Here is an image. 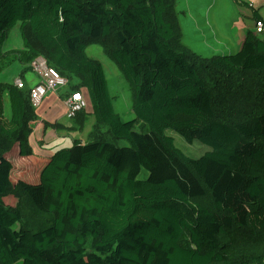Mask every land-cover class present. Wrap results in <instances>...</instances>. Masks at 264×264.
Listing matches in <instances>:
<instances>
[{
  "label": "trees",
  "instance_id": "1",
  "mask_svg": "<svg viewBox=\"0 0 264 264\" xmlns=\"http://www.w3.org/2000/svg\"><path fill=\"white\" fill-rule=\"evenodd\" d=\"M18 23L24 47L6 50ZM182 39L175 0H0V70L20 62L25 82L0 81V264H264V39L248 30L211 56ZM91 44L128 80L134 119L115 110ZM38 57L96 116L88 141L50 156L30 143L24 73ZM168 128L212 149L191 157Z\"/></svg>",
  "mask_w": 264,
  "mask_h": 264
},
{
  "label": "rangeland",
  "instance_id": "2",
  "mask_svg": "<svg viewBox=\"0 0 264 264\" xmlns=\"http://www.w3.org/2000/svg\"><path fill=\"white\" fill-rule=\"evenodd\" d=\"M177 4V11L179 14V21L182 28L183 39L182 42L192 48L199 54L204 56H211L215 52L220 51L226 43L223 33L229 34L230 26L234 23L236 26H255L254 8L250 7L245 2L253 1L257 9L261 11L264 16V0H175ZM234 21V22H233ZM256 32V31H255ZM259 37L264 39V32L257 33ZM24 47V41L21 35L20 23L10 29L5 43V49H21ZM88 55L98 59L104 66L107 76L109 90L113 96V103L115 110L119 112L124 120L134 119L135 113L133 112V97L132 91L128 80L123 75L117 64L105 54L103 48L98 44H92L87 48ZM23 65L20 62H14L7 68L0 70V81L14 82L15 78L21 75ZM26 79L30 84L40 81V76L33 69L25 72ZM70 84L60 86L57 90V95L64 94L69 91ZM5 115L11 117L12 108L11 101L8 93H5ZM38 109V110H37ZM38 115L47 113L49 108L46 104L42 103L36 106ZM46 111V112H45ZM39 118H41L39 116ZM68 120H73L68 119ZM137 131H147V126L141 121L135 124ZM166 133L172 136L175 143L187 155L191 157H200L202 154L211 150L212 147L200 140L193 142L187 139L180 133L172 128H168ZM77 137L88 141L85 133L77 134ZM84 141V140H83ZM117 144L124 146L129 145L126 140H117ZM74 144L73 138L71 143L65 146L56 148V151L61 148H68ZM17 148L12 154H17ZM55 151V152H56ZM54 152V153H55ZM53 153V154H54ZM17 163L16 158L13 157ZM17 165V164H16ZM19 165V164H18ZM17 165V166H18ZM27 165V164H26ZM26 165H20L26 168ZM19 170V167L14 170L17 176L24 178L28 177L27 170ZM146 175L143 171L142 177ZM11 201V198L8 199ZM22 264V263H17Z\"/></svg>",
  "mask_w": 264,
  "mask_h": 264
},
{
  "label": "crops",
  "instance_id": "3",
  "mask_svg": "<svg viewBox=\"0 0 264 264\" xmlns=\"http://www.w3.org/2000/svg\"><path fill=\"white\" fill-rule=\"evenodd\" d=\"M251 3L254 4L253 1H251ZM258 11L264 20V16L261 14V11L259 9ZM255 28L256 26L245 25L243 27H240L236 26L233 23L230 26L229 34L226 35L225 33H223V37L226 43L220 51H217L214 54L237 52L242 46V43L246 36V32L248 30H252L255 32ZM26 81L30 86L36 84V82L30 84L27 79ZM78 82L79 80H75V83ZM54 92H58V90L56 89L50 91L43 97L40 104L45 103L46 108L48 107L49 110L47 111V113L40 112L41 115L38 116H40L41 118H38L34 122V131L30 136V143L33 146L35 153L43 156L52 155L56 151V148L71 143L72 138L73 140L77 138L81 139V137H77V134L85 133L88 138L87 140H89V134L93 131L96 123V116L92 113L91 105H89L81 114H79L78 117H74V121L68 120L71 118L66 115V99L69 98L73 92L72 86L69 88V91L65 92L64 94L57 95V93ZM83 140L85 142V139ZM16 151H19V149L17 148ZM9 158L12 160V156H9ZM13 163L15 165L14 161ZM19 164L23 165V162H20L19 160Z\"/></svg>",
  "mask_w": 264,
  "mask_h": 264
},
{
  "label": "built area",
  "instance_id": "4",
  "mask_svg": "<svg viewBox=\"0 0 264 264\" xmlns=\"http://www.w3.org/2000/svg\"><path fill=\"white\" fill-rule=\"evenodd\" d=\"M255 26L256 33L264 32V22L262 20H257ZM32 68L40 76V81L31 87V101L35 106L41 103L47 93L68 84V80L55 68L49 66L44 57L36 58L32 62ZM14 83L18 87L25 86L21 76L16 77ZM87 104V99L81 91H73L71 96L66 99V115L69 118L75 117L78 112L87 107Z\"/></svg>",
  "mask_w": 264,
  "mask_h": 264
}]
</instances>
